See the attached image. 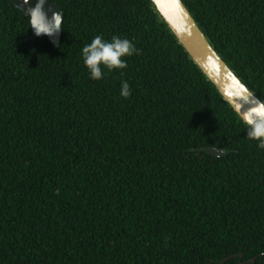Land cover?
I'll return each instance as SVG.
<instances>
[{"label":"trees","instance_id":"16d2710c","mask_svg":"<svg viewBox=\"0 0 264 264\" xmlns=\"http://www.w3.org/2000/svg\"><path fill=\"white\" fill-rule=\"evenodd\" d=\"M50 1L58 47L0 0V264H264V149L150 1ZM182 1L264 101V0ZM97 35L137 51L93 80Z\"/></svg>","mask_w":264,"mask_h":264},{"label":"water","instance_id":"95a60500","mask_svg":"<svg viewBox=\"0 0 264 264\" xmlns=\"http://www.w3.org/2000/svg\"><path fill=\"white\" fill-rule=\"evenodd\" d=\"M10 1L26 17H28L26 15L27 8L34 6L35 3V0ZM149 1L158 21L166 26L177 44L184 50L188 58L200 70L222 100L230 107L237 118L248 127L246 120L251 115L250 107L254 106L257 100H262L228 66L182 0ZM50 3L51 5H45L48 16H51V12L59 10L63 20V13L59 6L51 1ZM31 31L34 35L32 28ZM61 35L62 28L55 38L44 35L34 36L37 38L47 37L53 46L58 47ZM53 39H55V43ZM201 151L213 157H223L228 153L225 150L215 148H204ZM251 263L253 264L254 260Z\"/></svg>","mask_w":264,"mask_h":264},{"label":"clouds","instance_id":"9594fccd","mask_svg":"<svg viewBox=\"0 0 264 264\" xmlns=\"http://www.w3.org/2000/svg\"><path fill=\"white\" fill-rule=\"evenodd\" d=\"M50 0H35L34 6L27 8L30 27L35 36L41 35L55 38L62 28V15L58 11L51 12L49 17L45 11V5ZM55 43V39H53ZM137 49L127 38L113 36L110 41L105 40L102 35L95 36L92 41L86 44L81 50V56L84 66L93 80L103 78L102 66L111 69H124L127 62L123 57L131 56ZM131 89L127 81L121 83L120 95L124 98L129 97ZM251 115L246 123L247 137L258 140V147L264 149V101H256L251 106Z\"/></svg>","mask_w":264,"mask_h":264}]
</instances>
